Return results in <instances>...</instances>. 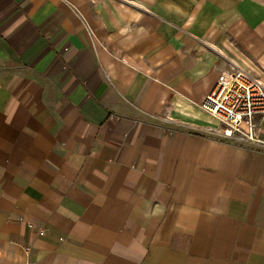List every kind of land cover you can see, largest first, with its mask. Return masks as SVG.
<instances>
[{"label": "crops", "instance_id": "obj_1", "mask_svg": "<svg viewBox=\"0 0 264 264\" xmlns=\"http://www.w3.org/2000/svg\"><path fill=\"white\" fill-rule=\"evenodd\" d=\"M231 64L264 83V3L0 0V264H264V154L200 107Z\"/></svg>", "mask_w": 264, "mask_h": 264}, {"label": "built area", "instance_id": "obj_2", "mask_svg": "<svg viewBox=\"0 0 264 264\" xmlns=\"http://www.w3.org/2000/svg\"><path fill=\"white\" fill-rule=\"evenodd\" d=\"M200 107L219 124L205 132L229 145L264 154V83L250 69L231 64L220 70ZM38 230L39 236L44 235Z\"/></svg>", "mask_w": 264, "mask_h": 264}, {"label": "rangeland", "instance_id": "obj_3", "mask_svg": "<svg viewBox=\"0 0 264 264\" xmlns=\"http://www.w3.org/2000/svg\"><path fill=\"white\" fill-rule=\"evenodd\" d=\"M229 1H230V0H229ZM257 1L264 3V0H257ZM180 5H182V4L180 3ZM184 6L186 7L185 4H184ZM184 10L186 11V8H185ZM183 14L185 15V13H183V11H181L180 16L183 15ZM182 18H185V17L183 16ZM217 138H218V137H217ZM212 139H213V138H212ZM219 139H220V138L215 139V140L226 143L225 141H223V140H219Z\"/></svg>", "mask_w": 264, "mask_h": 264}]
</instances>
